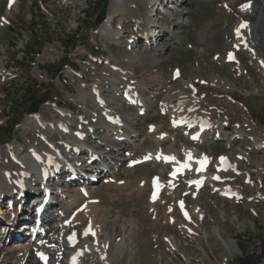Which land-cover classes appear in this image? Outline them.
I'll return each instance as SVG.
<instances>
[{
    "label": "rangeland",
    "instance_id": "1",
    "mask_svg": "<svg viewBox=\"0 0 264 264\" xmlns=\"http://www.w3.org/2000/svg\"><path fill=\"white\" fill-rule=\"evenodd\" d=\"M104 1L16 0L15 4L9 7V0H0V65L6 68L5 72L0 69V147L12 144L16 140L22 143L23 146H28L30 140H26V136L20 129L22 121L28 113L30 114V112L34 111L41 113L47 121H51L53 115H55L54 112L52 110H42L43 103H47L48 100H50L49 102H60L63 105L60 106L61 108L71 107L77 114L84 115L83 106L76 100V98L79 99L75 89L77 83L97 81L99 75L108 71L109 64L106 66L108 58L112 64L115 63L114 57L118 60L123 59V51L125 49L128 50L129 47L125 44V35L136 30L134 28L136 27L134 19L131 16L125 20L117 16L114 17L115 23L119 22V25L125 26V35L122 33L121 40L107 38L102 35L99 32L101 25H99L96 15ZM248 1L252 3L250 9L242 10L240 6L243 7V3ZM145 3L146 1L141 6L143 12H151L152 7ZM164 6L165 10L160 14V21H158H166L162 23L163 28L161 27V29H164L163 32L165 34L166 30L174 27L170 24L172 21L170 18H174L172 16L173 10L175 8L176 11L183 10V13L177 16L176 20L183 21L185 24L175 25L176 27H174L181 42L168 44L164 52V58L168 59V61L164 66H160L162 60L159 59L153 68H151L153 66V52L150 51L152 41H147L149 45L141 41L138 44L136 43L137 46L132 51L142 54L134 62L133 74L136 80L142 84H149L148 86H151L150 84H163L167 88L171 84L170 79L173 78V71L177 67L185 80H188L193 74L198 76L194 81L204 82L208 78L228 80L229 82L222 79L220 86L194 82L197 87L194 89L198 91L196 95L201 97L203 106L206 109L209 107H213L209 108L210 110L217 108L218 112H215L216 115L221 119H227L226 122H229L230 126H226V130L232 129L234 125H242L244 120L249 119L251 122L249 121L247 124L255 123L259 136L264 139V73L258 67L256 60L251 59L252 55L243 49L234 51L236 62L225 60L226 52L223 50L233 43L232 29L240 21L248 25L251 38L254 43H258L260 48H257L262 51L264 57V0H171ZM114 20L112 21V28ZM120 28L113 30L120 32ZM131 28L133 29L131 30ZM164 38L170 39L169 37H163L162 40ZM57 47L60 51H56L54 54L52 49ZM46 49H49V51ZM217 55H220L219 59H216ZM45 56L46 59H44ZM60 60L69 65L67 67L73 68L74 72L71 73V76L66 73V68L62 69V75L61 72L55 74ZM85 64H87L86 67ZM94 64L97 68L105 67L99 71ZM89 67H91L92 71ZM242 68H244L245 73L237 75ZM90 72L94 73L91 74ZM156 74H159L157 79L154 78ZM202 77L205 79L200 80ZM121 81L122 83L119 86L121 85L123 88L125 80L122 79ZM149 90L155 92L154 89ZM47 92L49 97L45 102L42 103V101L36 99L39 95ZM111 93L112 90L110 88L103 92L104 95L107 94V99L114 98ZM114 95L117 100L115 99L116 103L111 106L115 109L118 108L116 111L131 114H136V111H139L137 109L133 112L136 109L135 107H124L121 110L122 107L120 106L119 109L117 104L119 103V93ZM33 96L34 98H32ZM31 99L33 100L32 102ZM87 103L88 107L92 109L91 102L88 100ZM223 104H227L226 107ZM147 107L148 111L143 119L135 115L138 118L136 121L138 137L135 138V141L130 146L129 143L122 146L123 150H120L121 153L120 151L119 154L111 153L110 150L112 148H108V146L112 144V141H109V134L106 131L95 134V138H92L93 140L89 144L102 152L121 157L120 163L122 161L128 162L129 159L124 156L123 152L133 150L135 156L139 158L145 152H154L156 148L155 152H158V149H161L163 153L164 151L169 153L171 152L170 150L172 152L176 151L175 154L177 153L176 155L182 159L183 148L186 147L184 145L192 148L193 143L186 135H182L180 131L170 128L168 118L174 114L166 112L165 109L160 108L156 104H151ZM129 108L134 109L131 111ZM162 110L169 117L162 114ZM220 110L223 112H219ZM244 115L248 118H245ZM16 120L19 121L18 124L11 127ZM226 122H223V127ZM150 128L153 129L149 131ZM163 134L168 136L166 135L165 137L164 135V137L160 138L164 139V141H160L159 137ZM232 134L235 137H230L231 141H228L223 136L222 141H211L204 143L201 147L198 146V154L204 152L207 156H210L211 164L208 174L215 173L217 157L219 156L220 158L226 155L234 156L236 154L238 156L236 153L238 151H244L249 154L250 161L241 160L237 163L241 175L237 176L236 174L237 177L230 179L228 184L240 190L242 193L240 199H227L218 197L215 194L210 195L211 185L207 183L204 189L200 190L199 199L197 196L195 198L199 207L203 209L202 212L205 216L203 215V220L195 218L191 221V224L186 225L187 227L183 231L182 227L185 224V220L182 219L175 203L177 198L182 197V193L185 194L187 192L191 195L189 191L180 189L178 192L180 187L174 190L176 194L168 191L173 195V198H171L167 191L162 190L158 202L159 205L149 199V188L152 178H164L170 167L153 164V161H143L141 164L132 166L133 168L135 167L134 169L126 171L119 169V172H117V168L113 170L112 168L114 167L110 166V173L104 174L114 172L115 176L127 174L125 175L126 177L120 176L122 177L120 180L115 179L112 186L104 185L102 177L92 182L94 185L92 191L95 192L92 194L93 197L91 199H95L93 201L97 200L96 204L101 209L100 217L106 222L104 229L100 233L103 234L102 232H104V235L110 236L112 232L111 226L114 223L117 227L115 229L117 234L121 233L118 226L129 227L126 231L124 230L125 228L122 229L124 235L123 251L116 264H221L220 253L225 247L219 240L218 233L224 240L233 241L235 245V248L230 247L231 253L227 252L229 256L228 264H233L235 258L240 255L239 247L248 252L258 253L259 238L264 240V198H262L264 197V191H259L264 189V173H258L256 162L264 164V151L254 150L252 138L255 136V132L247 130L243 133L246 137L243 136L239 139H244L245 137L244 141H239L236 139V135ZM51 135L50 139L53 138V142L57 143V141H60L58 134L53 133ZM158 144H162L161 147H158ZM102 148L108 151H104ZM189 148L187 150L194 151V149ZM134 152H131L130 159L133 158ZM82 159L85 160L84 158ZM107 161L114 166L120 164L113 163L115 160L112 158L111 161L110 159ZM242 161L243 164H239ZM122 168L128 169L127 166H122ZM181 178L179 182H182ZM128 179H132L134 182L128 181L127 184L126 181ZM112 181H114L113 178L106 182ZM119 181H122L126 186L118 190L117 188L122 185L119 184ZM248 182H250V185ZM65 184L64 182V184L60 185L64 187ZM116 184L118 185L114 188ZM144 184L146 185L145 191L143 193L140 192L139 195L136 194L134 191L136 187L143 188ZM216 185H221V182H216ZM253 185H257L259 190L253 189L247 192L246 189L254 187ZM179 186H182V184L179 183ZM76 187L78 186L71 187L75 193ZM70 192L72 191L70 190ZM256 195H260L261 200L256 199ZM180 200L184 201V199ZM190 200L191 198L187 196L186 205L190 206L192 204L191 202L187 203ZM80 203L82 202L78 201L73 209H70L73 206H69L67 202L63 207L72 211ZM50 204H53V202ZM2 205V208H8V202L4 201ZM66 207H69V209ZM169 207L171 208L168 210ZM51 212L52 210L49 209L47 215H50ZM68 213L70 212L68 211ZM79 221L71 222L72 226L69 228L77 231L78 234L87 222V218L81 216ZM195 222L200 226L198 236L189 232L190 227ZM211 227H215L217 232H210ZM65 230L66 227L64 231H56V234L60 233L62 236V241L60 242L63 243V248L65 246L64 238L67 233ZM206 232L207 235H204L203 233ZM157 235H159L158 238H156ZM165 238H169V240H173L177 244L179 254H176L172 248H170V251L168 250L169 252L167 251L168 245L165 242ZM45 240L48 241V238H45ZM156 240L159 241L156 242ZM2 242L0 241V251L7 252L9 249H13V241L4 242L2 240ZM158 243H161V245L157 246ZM144 245H148L145 251L143 250ZM156 246L159 249H155ZM51 252H53L51 256L53 257L54 251L51 250ZM68 252L66 253L65 251V255L62 257L63 260H65ZM12 255L8 254V256ZM258 264H264V258L258 261Z\"/></svg>",
    "mask_w": 264,
    "mask_h": 264
},
{
    "label": "bare ground",
    "instance_id": "2",
    "mask_svg": "<svg viewBox=\"0 0 264 264\" xmlns=\"http://www.w3.org/2000/svg\"><path fill=\"white\" fill-rule=\"evenodd\" d=\"M144 1H146L145 3L146 5L148 4V6L152 7L151 12L149 11L143 12V10L141 9V6L143 5ZM169 1L171 0L168 1L165 0V3H163L164 1L161 0L162 10L159 11L160 13H158L157 4L159 3V0H107L105 5V17L104 19H102V21L99 22V25H101L99 32L102 35L106 36L107 38H112V39L114 38L115 40H121L120 38L123 36L122 33H124V35L126 33L124 32L125 31L124 29L126 28L125 26L119 25V22H117V24L115 23L114 17L117 16H119V18L123 20L131 16V18L134 19V25L136 26L134 28L136 30L131 33H126L125 35L126 37L124 38L125 44L126 46L128 45L129 47L128 50L125 49L123 51V56H122L123 59L118 60L116 59V57H114L113 59H115V63L112 64L111 62H109L108 60L109 58H108L106 62V66L109 64L108 71L99 75L97 81L92 83H85L84 81L77 83L75 89L77 91V95L79 99L76 98V100L79 101V104L83 106L82 108L85 111L84 115L73 116L75 115L74 110H69L68 108L63 109L59 107L62 105L60 102L54 103L53 101L51 102L47 101V103L46 102L43 103L44 105L42 107V110L43 109L46 111L52 110L54 112L55 115L52 114L53 117L51 121H47L43 117V115L39 112H37L36 114L26 116L25 119L22 121V125L20 126V129H22L23 134L26 136V140L27 141L30 140L28 146L25 145L23 146L22 143L16 140L12 144H6L5 146L3 145V147L2 146L0 147V222H2V227H4L3 230L6 232V235H4L5 232H3L0 235L1 243H3L2 240L5 242L9 235L14 236V233L22 235L21 230L24 229L26 226L21 225L19 229H16L14 224L15 221L18 222L28 217L34 216V213L29 211L30 208L29 204L31 202L30 200L28 201L27 196L30 193L29 190L31 188L37 190L41 188L40 184L42 180L40 179V176H42L43 174H37V173L44 169L42 162L36 159V156H41V155L46 156L47 154H52L58 164H62L60 159L62 153L66 154L65 158H67V156H74V157L76 156L77 162L81 161L82 158H84L85 160H82L84 161L83 165H86L89 168H94L93 169L95 171L94 173L98 172L97 176L94 173L87 174L89 180H93V178L98 176L100 177L104 173L107 172L110 173V169H109L110 166L114 167L112 168L113 170L116 169L117 165L116 166L111 165L107 160L110 159L111 161L112 158L113 160H115V162L113 163L118 164L120 163L121 157H116L113 154H107L106 152H102L100 149L95 148L94 146L89 144L90 142H92L93 140L92 138H95V134H98V132H102V131H106V133L109 134L108 139L110 142L112 141V143H115L118 138H121V140H123L124 142L123 143L119 142V144H121L120 146H125L127 145V143L131 144L134 141V139L137 138L138 130L136 128L137 127L136 121L138 118L135 117L136 114H131L123 111H116L117 108L115 109L111 106L113 103H116L115 102L116 97L114 95L115 93L116 94L119 93V97H118L119 103L117 104L119 105V109L120 106L122 107L121 110L124 107H135L136 109L134 111H136L137 109L147 110L148 108L147 106L151 104H156L159 105L160 108L165 109L166 112L174 114L170 117L168 116L171 127L181 128V129L183 128L185 130L188 127H193L192 130H189L190 132L189 138L192 134H198V131L196 130L198 122L201 119H208V121L211 122V128L209 134L208 136L205 137L204 140L199 139L197 141L198 143L207 141L208 139L213 140L218 137L223 139V136L225 137L229 136L227 140L231 141L232 139L230 137L234 136L232 133H236L239 135L238 138H242L244 136L243 133H245L247 130H251L255 132V136L252 138L255 145L264 144V139H262V137L259 136V131L256 130L255 123L252 122V124H247L250 121L249 119L244 120L243 122L244 125L243 124L239 126L235 125L233 127L234 131L232 133L229 132L223 133L224 132L223 122H226L227 119L226 118L221 119L216 115L215 112H218L217 108L210 110L209 108H213V107H209L206 109L203 106L201 97L196 95L198 91L194 89L197 88L194 82H199L201 84H207V85L220 86V83L222 82L223 78L222 79H217V78L205 79L203 77L200 78V80L205 79L207 81L206 83V81L204 82L199 80L194 81V79L198 78V76L193 74L188 80H185L183 79L180 69L177 67L176 68L177 70L175 72L179 73L178 78L174 80L170 79L171 84L167 88H165L163 84H150L151 86H148L149 84H142L141 82L136 80V77L133 74V70L135 68L134 62L139 56L142 55L139 52L135 53L134 51H132L133 49H135V46H137L136 43L138 44V42L142 40H144L145 43H147V41L148 42L152 41L150 45L151 48L150 51L153 52V58H152L153 66H151V68H153L155 67L154 65L156 62H158L159 59L162 60L160 66L161 65L164 66V64L168 61V59L164 58V54H165L164 52L166 51L168 44H170L171 42L174 43L181 42L180 38L177 36L178 32H175L176 29L175 30L174 28L168 29L166 30V34H165L163 32L164 29H161V27H159V25L161 24L158 21L160 20V14L165 10L164 4H167V2ZM15 2L16 0L14 1L13 4L11 2V5H14ZM240 8L242 10L243 9L245 10V9H250V6L247 7L240 6ZM173 11H176V8ZM182 13L183 10L173 12L172 16L174 18L173 19L170 18V19L175 21L174 27H176L179 24H185L183 23V21L176 20L177 16H180ZM113 20H114V26L112 28ZM240 23L241 22L239 21L237 24ZM116 28H120L121 33L117 30L116 31L113 30ZM132 29L133 28H131V30ZM155 30H159V31L155 35H152L151 32H154ZM163 37H169L170 39L167 40V38H164V40H162ZM147 44L149 45V43ZM237 47H242L241 49L251 54L252 55L251 59L256 60V62L258 63V67L264 73L263 53L262 51L258 50L257 48L259 47L258 43L253 42L247 24L244 25L242 35L240 37H237L235 40H233V43L230 46L223 49L224 52H226V59L230 55L234 54V50ZM46 50L49 51V49ZM52 50L54 54L56 51H60L58 47L56 49L53 48ZM79 55L81 54L79 53ZM219 58L220 55H217L216 59ZM44 59H46V56L44 57ZM95 64L101 65L102 63H95ZM130 64L132 68L130 67ZM67 66H65L64 68H66V73L69 76H71V73L74 72V70L73 68ZM86 66L87 64H85V67ZM104 67H100V68L96 67V68L99 69L100 71V69ZM89 68L91 70V67ZM0 69L2 72L6 71L5 66L0 65ZM63 70L61 71V75L63 74L62 73ZM244 71H245L244 68L240 69V72H238L237 75H239L240 73H245ZM94 72H98V71H94ZM94 72H90V73L93 74ZM81 73L82 71L80 72V75ZM158 77L159 74H156L154 76L155 79H157ZM122 79L125 80L123 84V88L121 85L119 86V84L122 83L121 81ZM107 88H110V90H112L111 94L112 97L114 96V98L107 99V94H105L106 95L105 97L103 92L106 91ZM149 89H154L155 92L150 91ZM156 90H160V91H156ZM126 94L131 96V99L129 101H126L124 98ZM100 99L104 100L105 104L99 103ZM88 100L91 102L92 109H90L87 105ZM132 102H135L136 105L133 106ZM226 105L224 106L226 107ZM45 107H47V109H45ZM133 109L134 108H129V110L131 111ZM162 111L164 114H166L164 110ZM221 111L222 110H220L219 112ZM70 112L73 113V115H70ZM108 117L113 118L115 120V123L107 122ZM244 117L248 118L245 115ZM208 125L210 126V123ZM91 129H93V131H91ZM53 133L58 134L57 136L60 137V141H57V143L52 141L53 138L50 139V135ZM82 135H84V137H82ZM164 135L161 137H164ZM42 137H45V140H47V142L41 141ZM159 140L164 141V139H159ZM162 144H158V147H161ZM68 147L69 150L67 149ZM108 148H112V150H110L111 152L112 151L116 152L113 146L109 145ZM262 148L263 147H256V150L264 151ZM102 149L104 151H108L105 148ZM193 149L194 151L187 150V148L184 147L183 157L182 159L179 160L175 154L168 153V151L166 153L170 155L163 154L161 149H158L157 150L158 152L155 151L145 152L144 154L141 155V157H139L142 158L143 156H150L151 158H149V162H152L151 160L155 159L160 154H162L161 159L163 157L174 156L176 158L175 161H169L167 165L162 163H156L158 161L155 160L156 161L155 162L153 160L154 162L153 164H160L162 167L171 166L170 168L171 171L172 169L174 170L179 166L177 162H185L187 160L188 154L189 153L191 154L192 159L191 161H189V163L190 165H193L192 168L184 169L182 174L178 176L176 179H170L165 175L164 178H159L158 181H156L155 183L153 179L150 184V189L152 185L154 186V188H157L155 199L150 198V201L153 203L156 202L157 204L160 200V195H161V192L159 193V191L162 190L174 193L175 192L174 190L180 187L178 189V192L180 189H182V191H189L191 195L194 194L193 196H191L189 195V193L185 192V196L191 198L189 202L187 201L188 204L190 202L192 203L190 206L183 203V208H182L181 204L178 203V208L181 210V217L183 220H185V224L182 227L183 228L182 231L185 230V228L187 227L186 225L191 224V221H193L195 218L199 220H203V215H204V213L202 212L203 209L199 207V205L197 204V200H195L196 196L199 199V194L201 191L195 190V186L190 188L187 187V182L191 180L192 177H196L201 181V183H203V189L207 183L211 185L210 195L215 194L218 197L227 198V199H240L242 193L238 188L228 185L229 180L234 179L235 177L241 175L240 169L238 168V164H237L239 161L241 160L250 161V156L247 152L238 151L236 152L238 156H236V154L234 156H227V155L223 156L227 158V164L222 163L221 159H219L220 158L219 156L217 158V162L215 166V169L217 167L215 173L193 174V171L194 169H196V166L198 164L197 161L200 159V158L196 159V151L198 149L196 147ZM170 151L172 152V150ZM117 154H119V151H117ZM92 157H96V159L91 164L92 165L91 167V165L89 166L86 162L90 160ZM133 159L134 158L132 159L129 158L128 162L132 161ZM107 164L109 165L108 167ZM239 164H243V161L240 162ZM227 165H231L232 167H228ZM256 165H257L258 173L263 174L264 164L256 162ZM127 167L128 169H124V171L133 168L128 163H127ZM225 168L227 170H225ZM51 170L52 169H48V171ZM113 173L114 172H112L111 174ZM125 175L127 174H118L114 178L117 177L119 178L117 180H120V178L126 177ZM215 177H219V179H215ZM112 178L113 177L111 176H104L105 179L104 183L107 184L106 181H110L112 180ZM180 178L182 179V182H179ZM53 180L54 178L47 180L46 184H50V182ZM128 181L132 182L133 180L128 179L126 181L127 184ZM113 182H115V179L114 181L108 183L109 186H112ZM216 182H221V185H216ZM179 183L182 184L183 188L182 186H179ZM119 184L122 185L120 188H117L118 190L126 186L124 183H122V181ZM248 184L250 185V182H248ZM117 185L118 184H116L114 188H116ZM93 186L94 185L87 187L88 191L86 190L87 193L86 198L80 193V189L84 188L83 186L77 188L78 194L73 193L72 195H70L73 192L72 188L63 189L62 187L57 193H55V190H52L53 193H51V198L52 196L54 197L56 195L57 197H60L63 200L62 203L63 211H61L60 214L59 212H57L58 214L56 215L55 218V221L57 222V227L56 229L53 230L54 233L52 232L50 233L49 231H47L46 235L44 236L37 234L33 241L31 239H27L24 241H15V242L13 241L12 242L13 249H9L7 252L0 251V264H34V262L35 264H55V263L64 264V260L62 257L63 255H65V249L62 246L63 243L60 242L62 241V236L60 233L56 234V231L57 230L61 231L65 229L66 227L65 221L80 222L79 220L81 216L87 218L88 223L87 222L86 223L91 227V231L87 235L84 232L83 237L81 239H78V237L75 235L74 241H71L69 239V237L72 236L73 233L66 236L67 243L72 242L74 245L73 248L70 249V251L66 255L65 258L66 264H116V261L119 259L120 254L123 251L124 235L122 233V229L125 228V226H120V227L118 226L121 233L117 234V232L115 231L117 227L115 226L114 223V225L111 226L112 232L110 236L104 235V232H102L103 234L100 233L104 229L106 222L100 217L101 209L100 206L96 204L97 200L95 204L90 202L91 198L93 197L92 194H94L95 192L92 191V189L94 188ZM26 187H28L27 190ZM145 188L146 185L144 184L143 188L136 187L134 191L136 192V194L139 195L140 192L143 193L145 191ZM253 189L257 191L259 190L258 186L255 185L250 189H246V191L249 192ZM70 190L72 192H70ZM259 191H264V189ZM17 195L20 196L19 199H17ZM171 198H173V195H171ZM255 198L261 200L260 195H256ZM8 200L11 203H9ZM4 201H6V203L8 202V208H2L1 205L2 202ZM65 201L69 204V206H73L70 209H73L78 201L82 202L79 205L81 204L83 205L81 207H79L78 205L77 208L70 211L69 207H66L69 210L63 207L64 204L66 203ZM22 202H23V206L21 205ZM50 203L47 206V208L48 209L54 208V206H52L53 204ZM19 206L22 207L19 208ZM170 208L171 207H169L168 210ZM58 210H61V208H59ZM68 211L70 213L64 216V213ZM13 213L15 214V216H12ZM77 214L78 216H76ZM5 215H8L9 218L6 219ZM43 215H44V223L42 226L47 228L46 220L49 221L50 217L47 214L45 215V213ZM10 216L13 217L12 223L9 222V219L11 220ZM4 219H6L7 222H3ZM127 229H129V227L125 228L124 230L126 231ZM199 229H200L199 224L195 222L190 227L189 232L192 235L198 236ZM210 232L216 233L217 230L215 229V227H211ZM203 234L207 235V232ZM217 236L225 247L224 250L220 253V263L228 264L229 256L227 252L228 253L230 252V247L235 248L234 242L230 240H224L219 233L217 234ZM158 237L159 235H157L156 238ZM45 238H48V241H46ZM158 241L159 240H156V242ZM165 242H167V245L169 246V247L167 246V251L168 250L170 251V248H172L173 250H175L176 254H179L177 244L173 240H169V238L167 239L165 238ZM51 245L52 247H50ZM158 245H161V243H158L157 246ZM157 246L155 247V249H159L157 248ZM146 247H148V245L143 246L144 251L146 250ZM51 250L54 251L53 257H51L53 254ZM37 253H43L46 256L47 260L43 261L40 258V256L37 255ZM8 254H13V255L8 256ZM143 254L145 256V252ZM74 257H75V261L73 260Z\"/></svg>",
    "mask_w": 264,
    "mask_h": 264
},
{
    "label": "snow or ice",
    "instance_id": "3",
    "mask_svg": "<svg viewBox=\"0 0 264 264\" xmlns=\"http://www.w3.org/2000/svg\"><path fill=\"white\" fill-rule=\"evenodd\" d=\"M10 6H11V0H10ZM247 6L248 5H245L244 7H247ZM242 26H244V25H242ZM230 58H232L231 55H230ZM161 156H162V154L158 155L157 159H160ZM149 158H151V157L150 156L145 157V159H149ZM163 158L165 159L166 162L175 161V159H176L174 156H168V157H163ZM191 159H192V157H191V154L189 153L188 156H187V160L185 162H177L179 166L177 168H175L174 171L172 173H170V175L171 176H176L177 173H182L184 171V169L190 168L191 165H190L189 161H191ZM220 159H221L222 163L227 164V158L226 157H221ZM207 162H208V157H206V156L202 157L201 159H199L197 161V163L200 165V168H198L197 171L203 170V168L206 166ZM227 166L228 167H232L231 165H227ZM225 170H227V169L225 168ZM158 179L159 178H154V183L156 181H158ZM215 179H219V177H215ZM192 183H197V185H199L200 182L193 181ZM153 198L155 199V195H154ZM180 204H181V207L183 208V201H181ZM89 231H91L90 227H89V229L85 230V234L87 235ZM74 236H75V234L73 233V235L70 236L69 239L71 241H74ZM37 255L40 256V258L42 260H46L47 259L46 256L43 253H37ZM73 260L75 261V257L73 258Z\"/></svg>",
    "mask_w": 264,
    "mask_h": 264
},
{
    "label": "trees",
    "instance_id": "4",
    "mask_svg": "<svg viewBox=\"0 0 264 264\" xmlns=\"http://www.w3.org/2000/svg\"><path fill=\"white\" fill-rule=\"evenodd\" d=\"M32 98H34V96ZM32 101L33 100L31 99V102ZM18 122L19 121L16 120L11 127H14L16 124H18ZM258 242V253L248 252L245 249L239 247L241 253L237 258H235L233 264H258V261L264 258V240L259 238Z\"/></svg>",
    "mask_w": 264,
    "mask_h": 264
},
{
    "label": "water",
    "instance_id": "5",
    "mask_svg": "<svg viewBox=\"0 0 264 264\" xmlns=\"http://www.w3.org/2000/svg\"><path fill=\"white\" fill-rule=\"evenodd\" d=\"M106 2H107V1H105V2L102 4V6H101V8H100V10H99V13H98L97 16H96L98 22L102 21V19H104V17H105V5H106ZM64 65H65V64H64V61H63V60H60V62H59V66L57 67V69H56V71H55V74H58V73L61 71V69H62V67H63ZM48 97H49V94H48V92H47L46 94L39 95L36 99H37L38 101H42V100L47 99Z\"/></svg>",
    "mask_w": 264,
    "mask_h": 264
}]
</instances>
